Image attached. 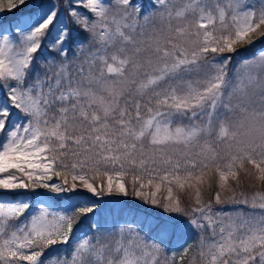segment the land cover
<instances>
[{"label":"snow or ice","instance_id":"snow-or-ice-1","mask_svg":"<svg viewBox=\"0 0 264 264\" xmlns=\"http://www.w3.org/2000/svg\"><path fill=\"white\" fill-rule=\"evenodd\" d=\"M190 252L264 264V0H0V264Z\"/></svg>","mask_w":264,"mask_h":264},{"label":"rangeland","instance_id":"rangeland-1","mask_svg":"<svg viewBox=\"0 0 264 264\" xmlns=\"http://www.w3.org/2000/svg\"><path fill=\"white\" fill-rule=\"evenodd\" d=\"M129 199H131V198H129ZM190 257H191V252L187 256H185L183 264H188Z\"/></svg>","mask_w":264,"mask_h":264}]
</instances>
